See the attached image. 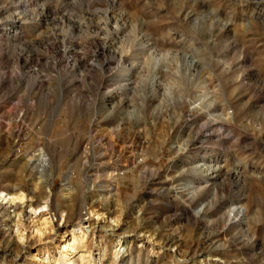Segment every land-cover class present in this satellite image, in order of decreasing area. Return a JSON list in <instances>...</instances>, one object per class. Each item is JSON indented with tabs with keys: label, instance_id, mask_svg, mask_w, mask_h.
Returning <instances> with one entry per match:
<instances>
[{
	"label": "rangeland",
	"instance_id": "rangeland-1",
	"mask_svg": "<svg viewBox=\"0 0 264 264\" xmlns=\"http://www.w3.org/2000/svg\"><path fill=\"white\" fill-rule=\"evenodd\" d=\"M2 191L0 264H264V0H0Z\"/></svg>",
	"mask_w": 264,
	"mask_h": 264
},
{
	"label": "bare ground",
	"instance_id": "bare-ground-1",
	"mask_svg": "<svg viewBox=\"0 0 264 264\" xmlns=\"http://www.w3.org/2000/svg\"><path fill=\"white\" fill-rule=\"evenodd\" d=\"M42 161H43V164L44 163L46 164V162L48 161V159L44 156V154L42 157ZM198 167L211 171L210 174L212 175V177L215 176V173L217 170L215 166H207L206 162H202V163H199ZM114 173L115 171H112L109 174V171H108L109 179H107L108 182H105L106 183L105 191L110 194H112V192L115 190V187H116ZM70 179H71V175L68 174L64 180L65 186H69ZM23 200H24L23 196L18 197V196H14L10 192L2 191L0 192V211L5 210L7 208H11V209H14V211H17L21 206L19 201H23ZM29 208L31 212H34V213H36V211L38 210V208H34L32 205H29ZM233 218L235 220H241L242 222H245L244 210L240 209L239 215H234ZM44 221H45L44 222L45 225L48 223H51V221L48 218H44ZM85 223L86 221L83 224ZM84 228L85 227H82V226H79V227L74 226L71 228L70 234H69L70 238L68 240H65V243H63L61 252L59 254L63 264H91V262L89 261L85 253L82 252L83 250L86 249L88 240H89L88 234L85 232ZM38 231L41 232V229ZM100 263L102 264V262Z\"/></svg>",
	"mask_w": 264,
	"mask_h": 264
}]
</instances>
